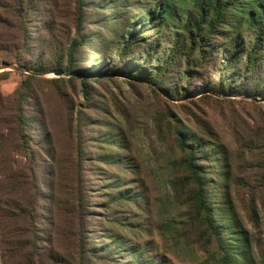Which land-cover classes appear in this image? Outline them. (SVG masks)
Segmentation results:
<instances>
[{
    "label": "rangeland",
    "instance_id": "rangeland-1",
    "mask_svg": "<svg viewBox=\"0 0 264 264\" xmlns=\"http://www.w3.org/2000/svg\"><path fill=\"white\" fill-rule=\"evenodd\" d=\"M13 1L0 0V64L7 60L19 64L14 55L20 59L28 56L18 47L21 41L15 34L19 15L12 6L16 0ZM151 1L121 0L120 3L128 13L127 18L132 20L131 17L143 13L141 6L161 0ZM31 2L34 9L25 16L31 33V58L40 57L48 67L30 68L35 78L25 83L28 93L20 103L13 93L26 79L27 72L0 70V117L14 112L13 108L20 105L23 112L35 119L28 127L29 146L36 150L35 142L44 140L45 149L38 152L35 165L42 199L38 220L32 225L42 260L27 262L20 250L5 249V241L9 240L16 221L14 216L0 215V264H80L76 234L81 224L79 206L89 253L84 264L130 263L136 249L144 252L149 264H213L210 255H215L214 239L209 231L204 233L203 219L195 217L188 192L177 195L171 185L180 170L178 159L183 155L172 129L174 123L189 126L204 140L227 145L228 187L225 180L224 193L216 201L228 199L248 230L249 238L255 242V250L260 242L263 247L264 202L259 188L258 160L264 148L258 145L264 143V101L254 97L264 98V94L259 89L249 95L213 90L219 77L217 62L223 56L220 45L225 39L219 36L210 39L209 46L217 55L211 54V60L196 67L188 75L189 83L187 77L179 78V71L185 69L184 62L179 68L173 64L170 82L160 87L155 82L129 79L112 73L118 64L126 62L119 58V50L113 49L122 39L115 38L110 43L112 34L104 29L103 18L108 14L112 25L119 22L114 5L103 7L104 0H85L81 33L88 41L78 55V69H99L111 74L75 75L70 70L58 73L49 67L56 57L51 45L62 36L79 38L75 2ZM122 28L125 30L124 24ZM95 34L98 36L91 39ZM144 35L147 37L141 39L140 47L133 49L139 61L146 60L143 52L149 48L159 46L161 53L168 51L165 37L156 44L155 34ZM151 68L149 65L148 70ZM72 74L76 76L74 80L60 78ZM130 80L135 83L131 84ZM241 82L238 85H245ZM22 152L15 141L0 139V198L4 199L0 205L3 207L8 196H12L5 194L10 176L24 167L27 169L28 162ZM77 186L81 199L76 198ZM121 193L127 197H119ZM252 202L258 212L256 223L248 212ZM129 249L132 255L128 254ZM253 264H258V259Z\"/></svg>",
    "mask_w": 264,
    "mask_h": 264
},
{
    "label": "trees",
    "instance_id": "trees-1",
    "mask_svg": "<svg viewBox=\"0 0 264 264\" xmlns=\"http://www.w3.org/2000/svg\"><path fill=\"white\" fill-rule=\"evenodd\" d=\"M120 1L104 0L103 6L114 5L115 15L119 17V22L112 25V17L108 14L103 18V20H106L104 29L112 34L113 38L110 39V43L115 41V38L120 37L122 39L120 42L118 40L113 49L119 50V58L126 61L118 64L112 73L129 79L139 78L143 81L155 82L156 86L160 87L163 83L170 82L168 79H170L171 73L174 72L173 64H176L179 68L184 65L182 64L184 62L185 69L179 71V78L187 77V83H189L188 75H192L196 67H202L208 60H211V54L217 55L209 45H211L210 39L219 36L225 40L220 45L223 56L221 57L222 60L220 59L217 62L220 65L219 77L213 90L221 94L230 91L236 94L249 95V93L254 94L259 89L264 94V0H161L141 6L143 13L135 18L131 17L130 19L133 21L127 18L128 13L122 10ZM74 2L76 5V12H74L75 26L79 38H77L78 36L74 38L62 36L61 39H57L51 45L52 49L55 50L56 57L49 64V67L58 73L70 70L75 75H79L78 73H110L99 69L94 71L78 69V55L81 53V47L88 41L81 33L82 26L85 23L84 10L86 2L85 0H74ZM151 2V0H148V3ZM12 6L19 15V21L16 24L18 32L15 35L21 43L20 46L16 45L22 47L21 50L28 55L27 58L23 57L21 59L14 55L16 61L29 69H46L48 64L44 63L40 57L34 60L31 58L32 52L29 44L31 33L27 29V18L25 16L34 9L33 3L31 0L25 2L16 0ZM8 11L10 12L9 9ZM23 11L25 14H22ZM124 15H126V20H124ZM4 21L7 20L4 18ZM123 24L125 30L122 28ZM145 33L155 34L156 44H159L161 38L165 37L166 42L169 44L168 51L161 53L162 49L159 46L153 49L149 48L148 51L143 52L146 60L139 61L134 56L133 49L140 47L142 44L141 39L147 37V35H144ZM97 36V34L92 35L91 39ZM206 47H209V50ZM216 51H219V49ZM147 59H152V63L148 64L149 60ZM149 65L152 66L150 70H148ZM75 75L60 78L71 81L76 78ZM33 78H35V75L27 73L26 79L14 91L13 96L17 97L19 103L23 101V95L28 93L25 83ZM239 80H242L241 84L245 85H238ZM129 82L131 84L135 83L133 80ZM13 110L14 112H8L4 117H0V128L2 129L0 139L7 142L15 141L19 144L24 151L22 153L28 165L27 169L24 167L13 176H10L5 194L12 196H8L9 200L5 201V207L0 205L1 217L14 216L16 221L9 240L5 241L7 243L5 249L15 248V250H20L21 256L27 262L41 261L40 253L42 252H39L37 233L32 225L38 220V208H40L39 203L42 199L40 180L35 165L38 152L40 154V151L45 149V144L44 140L35 142L38 146L36 150L29 146L30 134H28V127L34 124L35 119L30 114L23 112L20 105L18 108L14 107ZM173 125L172 129L183 155L178 159L180 170L172 178L171 185L177 195L181 194V191L183 193L188 192L194 207L195 217L203 219L206 225L204 233L209 231V236L214 239L215 255H210L212 263L253 264L258 259V264H264V246H261V242L258 243V250H255V242L249 238L248 230L236 215V211L230 206L229 200L222 201L223 203L216 201L220 193H224L225 180L227 183L226 188L228 187L229 177L227 172L230 162H228L227 155L229 148L225 143L217 140H204L197 137L187 125L177 123ZM258 147L264 148V143L259 144ZM199 153L201 156H199ZM206 161L207 163H205ZM258 161L261 170L259 188L262 189V201L264 202V150ZM62 179L68 183L65 176L62 175ZM62 185L66 188L70 187V184L62 183ZM119 197L124 198L127 196L121 193ZM76 198L81 199L79 186H77ZM3 201L4 199L0 198V202L3 203ZM255 205L252 202L248 212L250 218L256 223L258 212ZM81 213L82 207L79 206L78 217L81 224L80 230L78 229L76 234L79 263L84 264L89 253L81 229L83 224ZM116 248H118L117 245ZM136 250L137 253L134 254V258L130 263L149 264L150 260L145 259L144 252ZM132 252L129 249L128 254L132 255ZM52 256L57 258L55 255Z\"/></svg>",
    "mask_w": 264,
    "mask_h": 264
},
{
    "label": "water",
    "instance_id": "water-1",
    "mask_svg": "<svg viewBox=\"0 0 264 264\" xmlns=\"http://www.w3.org/2000/svg\"><path fill=\"white\" fill-rule=\"evenodd\" d=\"M1 69H11V70H18V71H23V72H27V73H31L33 72L32 70H30L29 68H26L24 65L21 64H17L14 62H10V61H3L0 64V70ZM255 100H259V101H264V98L262 97H254Z\"/></svg>",
    "mask_w": 264,
    "mask_h": 264
}]
</instances>
